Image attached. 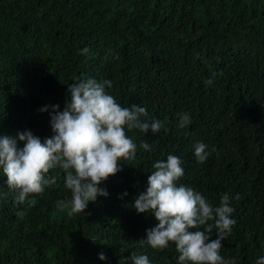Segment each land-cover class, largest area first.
<instances>
[{"label":"trees","instance_id":"trees-1","mask_svg":"<svg viewBox=\"0 0 264 264\" xmlns=\"http://www.w3.org/2000/svg\"><path fill=\"white\" fill-rule=\"evenodd\" d=\"M89 78L110 80L117 103L146 108L163 127L126 129L136 156L100 185L109 195L85 215L57 208L71 197L59 168L49 173L55 185L29 197L34 205L16 201L0 169V264H132V253L179 264L174 244L144 241L158 221L132 207L170 154L184 168L178 184L214 207L230 195L236 223L220 254L235 264L264 257V0H0V135L51 138L39 109L63 111L68 86ZM185 112L191 123L181 128Z\"/></svg>","mask_w":264,"mask_h":264},{"label":"clouds","instance_id":"clouds-1","mask_svg":"<svg viewBox=\"0 0 264 264\" xmlns=\"http://www.w3.org/2000/svg\"><path fill=\"white\" fill-rule=\"evenodd\" d=\"M83 51L87 53L88 49ZM111 87L110 80H81L68 86L70 95L63 111H59V105L40 108L41 113L49 114L54 133L44 142L30 130L18 133L16 138L0 135V169L7 177L8 188L17 193L18 203L28 201L34 205L35 199L29 197L55 185L56 177L49 173L59 168L71 197L58 201L57 208L67 210L69 216L85 215L90 202L109 195L100 185L122 170L121 161H131L136 156L137 146L126 129H139L145 134L150 131L153 135L160 132L161 121L149 118L144 107H122L106 91ZM190 123V113L180 114L179 127ZM18 141L23 143L22 148ZM141 147L151 150L147 142ZM193 147L197 161L204 163L209 156L207 145L198 142ZM153 168L146 190L132 205L138 213L152 214L158 221L144 241L156 250L174 244L179 264H235L234 259L226 260L220 254L222 242L236 223L231 218L234 208L230 195L224 193L219 206L214 207L201 193L178 184L184 168L177 156L170 154L166 161L155 162ZM214 230L215 238L211 235ZM129 258L132 264H150L147 255L132 253ZM99 259L106 257L101 253ZM255 264H264V257Z\"/></svg>","mask_w":264,"mask_h":264}]
</instances>
